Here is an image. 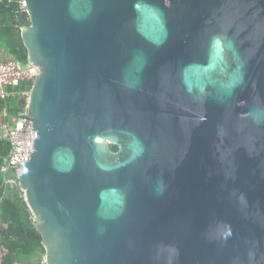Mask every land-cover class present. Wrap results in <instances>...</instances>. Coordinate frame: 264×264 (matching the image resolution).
<instances>
[{"label":"water","instance_id":"1","mask_svg":"<svg viewBox=\"0 0 264 264\" xmlns=\"http://www.w3.org/2000/svg\"><path fill=\"white\" fill-rule=\"evenodd\" d=\"M24 1L48 264H264V0Z\"/></svg>","mask_w":264,"mask_h":264},{"label":"trees","instance_id":"2","mask_svg":"<svg viewBox=\"0 0 264 264\" xmlns=\"http://www.w3.org/2000/svg\"><path fill=\"white\" fill-rule=\"evenodd\" d=\"M21 12L27 18L24 24L18 20V14ZM29 23L28 13L22 7L21 0H0V52L7 54V59H15L24 65L29 62L20 28ZM31 85L32 83L29 84V89ZM7 103L11 112L18 113L26 101L24 98L13 96ZM9 148L10 145L6 141L0 140V162ZM111 148L116 150L117 146L112 145ZM0 197V244L8 248L4 264H11L14 261L39 264L45 248L41 234L34 226V217L19 186L15 185L13 188L5 186L1 172Z\"/></svg>","mask_w":264,"mask_h":264},{"label":"built area","instance_id":"3","mask_svg":"<svg viewBox=\"0 0 264 264\" xmlns=\"http://www.w3.org/2000/svg\"><path fill=\"white\" fill-rule=\"evenodd\" d=\"M26 10V2L21 0ZM27 11V10H26ZM38 74V68L30 63L24 65L15 59H0V140L6 141L10 148L0 162V172L5 186L18 185V178L23 173L21 163L28 161L34 151L37 131H32L33 122L28 120L27 101L29 84ZM22 88H19L21 87ZM18 88V90H16ZM18 96L24 98L25 106L18 113L10 111L7 100ZM19 186V185H18ZM1 202V197H0ZM8 248L0 244V264H4ZM11 264H28L14 261ZM40 264H48L45 256Z\"/></svg>","mask_w":264,"mask_h":264},{"label":"crops","instance_id":"4","mask_svg":"<svg viewBox=\"0 0 264 264\" xmlns=\"http://www.w3.org/2000/svg\"><path fill=\"white\" fill-rule=\"evenodd\" d=\"M7 57H8L7 54H4V52H0V59L4 60V59H7ZM43 256H44V254H43ZM42 257H41V259H42ZM41 259L39 260V264H40ZM28 264H31V263H28Z\"/></svg>","mask_w":264,"mask_h":264}]
</instances>
